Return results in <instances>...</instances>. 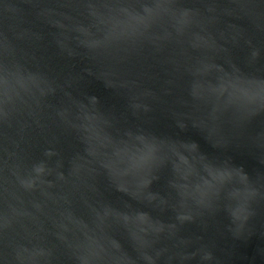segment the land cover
I'll list each match as a JSON object with an SVG mask.
<instances>
[{
	"label": "water",
	"instance_id": "95a60500",
	"mask_svg": "<svg viewBox=\"0 0 264 264\" xmlns=\"http://www.w3.org/2000/svg\"><path fill=\"white\" fill-rule=\"evenodd\" d=\"M0 264H264V0H0Z\"/></svg>",
	"mask_w": 264,
	"mask_h": 264
}]
</instances>
